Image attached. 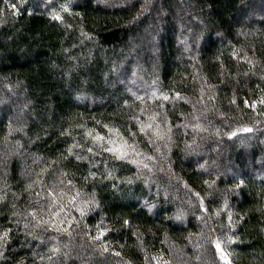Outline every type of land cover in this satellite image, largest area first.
<instances>
[{
	"label": "trees",
	"instance_id": "1",
	"mask_svg": "<svg viewBox=\"0 0 264 264\" xmlns=\"http://www.w3.org/2000/svg\"><path fill=\"white\" fill-rule=\"evenodd\" d=\"M221 256L264 264V0H0V264Z\"/></svg>",
	"mask_w": 264,
	"mask_h": 264
},
{
	"label": "rangeland",
	"instance_id": "2",
	"mask_svg": "<svg viewBox=\"0 0 264 264\" xmlns=\"http://www.w3.org/2000/svg\"><path fill=\"white\" fill-rule=\"evenodd\" d=\"M161 168H163V166L161 167ZM165 172V171H164ZM165 175H167V174H165ZM192 248L193 249H195V245H194V243H192ZM196 249H197V247H196ZM195 253H196V251L194 252V255H195ZM203 255V254H202ZM221 261H222V264H231L230 262H228V260H226V258H222V256H221ZM201 260V259H200ZM197 261V260H196ZM199 264H204L202 261H200V262H198Z\"/></svg>",
	"mask_w": 264,
	"mask_h": 264
}]
</instances>
